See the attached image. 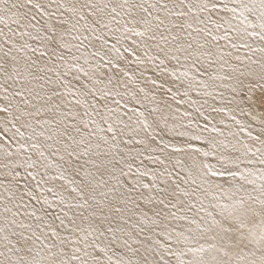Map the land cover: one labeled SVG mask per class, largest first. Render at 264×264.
<instances>
[{"label": "snow or ice", "instance_id": "1", "mask_svg": "<svg viewBox=\"0 0 264 264\" xmlns=\"http://www.w3.org/2000/svg\"><path fill=\"white\" fill-rule=\"evenodd\" d=\"M0 264H264V0H0Z\"/></svg>", "mask_w": 264, "mask_h": 264}]
</instances>
